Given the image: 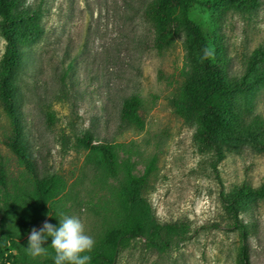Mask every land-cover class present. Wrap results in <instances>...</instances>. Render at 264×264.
<instances>
[{
  "label": "rangeland",
  "instance_id": "obj_1",
  "mask_svg": "<svg viewBox=\"0 0 264 264\" xmlns=\"http://www.w3.org/2000/svg\"><path fill=\"white\" fill-rule=\"evenodd\" d=\"M21 1L30 10L40 0ZM149 1L43 0L45 34L18 40L30 53L10 79L16 121L0 104V153L13 177H28L6 145L17 127L14 140L34 172L65 180V215L78 217L95 238L101 218L94 204L107 193L77 137L90 132L93 143H120V158H129L135 177L148 184L156 218L184 221L191 233L174 238L162 253L133 240L116 264H264V197L240 201L243 232L230 227L234 218L226 208L237 187L264 185V60L247 75L244 89L229 95L218 160L212 147L205 150L194 139L197 114L178 107L190 38L181 34L164 50L154 49L155 27L142 16ZM189 18L204 30L218 20L208 39L218 52L212 58L222 63L226 78L246 75L250 54L264 46V0L253 8L193 3ZM4 49L0 35V59ZM131 95L142 100L140 131L120 123L122 103Z\"/></svg>",
  "mask_w": 264,
  "mask_h": 264
},
{
  "label": "trees",
  "instance_id": "obj_2",
  "mask_svg": "<svg viewBox=\"0 0 264 264\" xmlns=\"http://www.w3.org/2000/svg\"><path fill=\"white\" fill-rule=\"evenodd\" d=\"M224 2H234L253 8L257 0H151L143 8L142 16L155 27L152 47L162 51L181 34L190 38L184 44V80L178 96V107L184 114H197L198 125L194 133L196 143L203 149L212 147L220 160V142L227 133L226 115L229 95L241 91L246 86V77L264 60V46L254 49L249 56L246 75L226 78L223 65L212 58L217 55L208 39L214 37V28L204 30L189 18L193 3L214 9ZM21 0H0V35L5 40V49L0 59V104L6 114L15 120L13 93L10 79L22 62L24 54L19 39H41L45 34L40 22L44 14L43 0L33 9L21 8ZM210 51L212 55L205 56ZM142 100L138 95L126 98L120 109V123L135 130L145 126L140 113ZM48 119L52 113L48 111ZM16 121V120H15ZM17 127L14 135H18ZM8 137L7 146L12 150L18 163L27 171L13 177L8 158L0 153V264H53L54 253L50 238L45 242L46 254L33 257L26 252L27 238L33 228L39 229L47 221L56 225L61 214L66 212L65 180L59 175L38 177L32 168L24 147ZM77 143L88 151V161L100 172V188L106 195L95 202V212L100 215L101 226L94 240L95 245L89 255L90 264H116L121 251L127 249L133 240L142 239L146 250L162 253L171 241L185 239L191 227L184 221H159L146 197L148 184L133 174V163L129 158H120V143H93V136L85 132L77 137ZM116 179L118 184H109L108 179ZM264 197V185L256 188L237 187L227 199L226 208L234 221L232 228L245 231L246 224L237 218L240 201L244 198Z\"/></svg>",
  "mask_w": 264,
  "mask_h": 264
},
{
  "label": "clouds",
  "instance_id": "obj_3",
  "mask_svg": "<svg viewBox=\"0 0 264 264\" xmlns=\"http://www.w3.org/2000/svg\"><path fill=\"white\" fill-rule=\"evenodd\" d=\"M210 51L205 56H210ZM58 223L45 221L39 229L33 228L27 238L26 252L33 257L46 254L45 242L49 240L53 264H90L95 240L85 229L84 223L75 216L61 214Z\"/></svg>",
  "mask_w": 264,
  "mask_h": 264
}]
</instances>
